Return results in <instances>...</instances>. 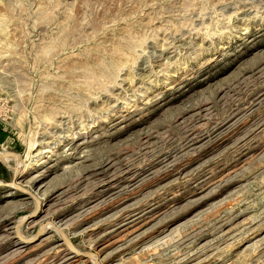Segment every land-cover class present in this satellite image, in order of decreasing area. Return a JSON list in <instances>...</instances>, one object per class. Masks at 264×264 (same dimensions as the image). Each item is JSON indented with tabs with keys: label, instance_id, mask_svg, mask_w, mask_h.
<instances>
[{
	"label": "rangeland",
	"instance_id": "obj_1",
	"mask_svg": "<svg viewBox=\"0 0 264 264\" xmlns=\"http://www.w3.org/2000/svg\"><path fill=\"white\" fill-rule=\"evenodd\" d=\"M1 149L0 264H264V0H0Z\"/></svg>",
	"mask_w": 264,
	"mask_h": 264
},
{
	"label": "water",
	"instance_id": "obj_2",
	"mask_svg": "<svg viewBox=\"0 0 264 264\" xmlns=\"http://www.w3.org/2000/svg\"><path fill=\"white\" fill-rule=\"evenodd\" d=\"M19 157H20L19 154L15 153L13 151L0 150V160H3L4 158H11L14 161V166H13V169H12V179L10 181V185H12V186H14L13 178L16 175V171H17V168L16 167L19 164ZM16 188L17 189H20L21 191H24V192L28 193L24 189H21V188H18V187H16ZM22 222H23V219L20 220L19 222H17L16 225L14 226L15 234H16V236H17V238L19 240L30 242L33 238L24 239L17 232V226H19ZM53 230L59 235L60 241H62V243L67 248V250L69 252H71V254H73L75 256H78V257H81V258H88V259L91 260V264H99L98 263V257L95 255V253L90 252V251H79L78 249H76L73 246V244L71 243V241L68 239V237L65 235V233L63 231H61L60 228H58L57 226L53 225ZM41 231H43V230L41 229V225H39L38 230H37V232L35 234V237H38L39 234L41 233Z\"/></svg>",
	"mask_w": 264,
	"mask_h": 264
},
{
	"label": "bare ground",
	"instance_id": "obj_3",
	"mask_svg": "<svg viewBox=\"0 0 264 264\" xmlns=\"http://www.w3.org/2000/svg\"><path fill=\"white\" fill-rule=\"evenodd\" d=\"M1 150H2V149H1ZM3 150H4V149H3ZM53 225H54L53 223H50V222H49L48 224H44V227H43V225H42V226H41V229H42V230H44V229H46V230H47V229H52V228H53Z\"/></svg>",
	"mask_w": 264,
	"mask_h": 264
}]
</instances>
